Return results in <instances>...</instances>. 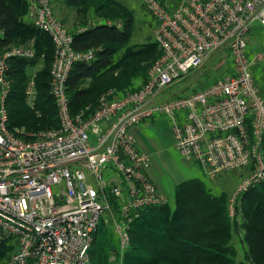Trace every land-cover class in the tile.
Listing matches in <instances>:
<instances>
[{
	"label": "built area",
	"instance_id": "2783aa9c",
	"mask_svg": "<svg viewBox=\"0 0 264 264\" xmlns=\"http://www.w3.org/2000/svg\"><path fill=\"white\" fill-rule=\"evenodd\" d=\"M27 1V18L55 46L50 85L60 126L29 134L9 129L10 63L36 54L29 45H5L0 29V240L13 239L17 248L5 264H92L102 220L123 256L137 213L169 202L130 131L156 115L171 118L177 149L210 178L244 173L229 201L235 217L239 197L264 183V96L252 72L264 57L250 60L247 40L256 23L264 28V0H142L161 55L139 88L119 96L106 91L89 116L71 114L67 83L73 67L95 60L99 49H75L53 0ZM219 51L232 58L233 74L174 97L183 78ZM32 84L26 94L34 109Z\"/></svg>",
	"mask_w": 264,
	"mask_h": 264
},
{
	"label": "trees",
	"instance_id": "16d2710c",
	"mask_svg": "<svg viewBox=\"0 0 264 264\" xmlns=\"http://www.w3.org/2000/svg\"><path fill=\"white\" fill-rule=\"evenodd\" d=\"M24 1L25 5L23 0H0V29L4 31L5 45H15L18 40L19 44H28L38 37L35 58L14 59L9 71L12 83L7 100L9 129H23L29 134L58 128L60 120L47 69L34 79L35 108L31 109L27 102L26 66L43 59L42 65L49 67L55 46L48 35L22 21L28 13V1ZM58 1H53L54 13ZM60 1L70 8L81 7L88 15L89 4L96 0ZM95 10V13L99 12L101 6H96ZM89 18L85 17L81 25ZM60 21L65 26L64 21ZM134 24L133 16L126 15L122 27L95 24L86 26L87 30L82 33L77 32L81 27L78 25L68 29L74 34L76 50L99 49L95 60L76 64L70 73L67 94L73 116L86 108H89L87 116L95 112L102 94L110 90L111 87L103 86L104 80L119 66L115 63L117 48L130 43ZM146 48L128 53V57L119 61V64L123 61L121 67L136 70L138 62L148 60L150 69L161 50L156 41ZM147 78L148 73L144 82ZM25 139L29 140L28 137ZM228 205L229 197L213 194L203 180L195 178L182 182L175 187L172 203L169 201L165 206L145 208L137 213L130 229V247L119 264H264V183L239 197L235 218L230 216ZM240 216L241 222L238 221ZM236 239L243 248V260H239ZM116 247L112 227L102 220L90 250L92 264H113L110 258ZM12 248L9 240H0V264H5L11 257Z\"/></svg>",
	"mask_w": 264,
	"mask_h": 264
},
{
	"label": "rangeland",
	"instance_id": "374dc122",
	"mask_svg": "<svg viewBox=\"0 0 264 264\" xmlns=\"http://www.w3.org/2000/svg\"><path fill=\"white\" fill-rule=\"evenodd\" d=\"M96 1L89 4L88 15L81 7L75 8V12L70 13V18H76V23L78 26H81L80 28H87L86 26L95 24H110L112 26L121 24L123 26L124 17L126 15L133 16L135 21L133 36L130 43L117 48L115 63L118 62L119 66H117L114 72L104 80L103 86L111 87L110 89L115 90L113 95L119 96L127 91L135 90L143 84L149 72L148 70L151 65L150 61L144 60L138 62L136 70H132L128 66V69L125 70V66L121 67L123 61L120 64L119 61L124 57H128V53L132 50H146V47L155 41L156 22L145 9L142 0H99L98 3H96ZM165 1L176 3L178 0ZM23 4L25 5L24 0ZM96 6H101V10L97 13L94 12L96 11ZM54 14L60 21L57 14ZM85 17L89 18V20L87 23L81 25V22L85 21ZM21 19L22 21L32 24L27 16H23ZM66 29L68 30L69 28L66 27ZM37 39L38 37L32 39L28 44H19L21 42L18 40L13 46L26 47L29 45L34 48L36 54L35 48ZM247 40L249 59L253 60L255 55H262L264 57V28L259 23L253 26V30L247 35ZM42 58L43 57H41V59ZM42 63H44L43 59L35 65L28 64V66H26L25 71L29 80L28 87L33 86L32 82H35L34 79L37 74L46 69L51 72L52 62L49 67L42 65ZM234 70L235 64L232 58H230L227 53L219 51L211 56L201 69L186 75L181 85L174 90L175 93L173 95L174 97L188 95L194 90L200 89L202 86L206 87L212 85L218 80L232 75ZM252 72L264 96V59L259 61L252 68ZM90 84L92 83L90 82L89 85ZM88 110L89 108H86L83 111L88 113ZM137 126L138 127L132 129L135 134L133 136L136 139L138 150L147 155L150 161L149 175L160 192L163 193L171 203L174 201L175 187L186 180L195 178L203 180L213 194H225L229 197V201L231 200L243 178V172H227L216 178H210L199 162L187 160L177 149L172 121L167 115H156ZM235 203H238V201ZM234 216H236V208L234 210ZM241 220L242 218L240 216L238 221L241 222ZM114 235L117 247L115 250L116 252L112 253L110 260L113 264H119L123 256L118 252L119 240L115 233ZM9 242L13 247L10 252L12 254L17 250L15 245L16 242L13 239H9ZM235 242L239 251V260H243V248L240 247L237 239Z\"/></svg>",
	"mask_w": 264,
	"mask_h": 264
},
{
	"label": "crops",
	"instance_id": "0c3cea01",
	"mask_svg": "<svg viewBox=\"0 0 264 264\" xmlns=\"http://www.w3.org/2000/svg\"><path fill=\"white\" fill-rule=\"evenodd\" d=\"M56 14L57 16L64 21L65 23V26L68 27V28H73L77 25L76 21L77 19L76 18H70V13L71 12H75V9L74 8H70L68 5H66L65 2H62V1H58L57 4H56ZM138 126H134L133 128H136ZM130 129L131 133L133 135H135L132 131V129ZM159 190V189H158ZM160 191V190H159Z\"/></svg>",
	"mask_w": 264,
	"mask_h": 264
}]
</instances>
